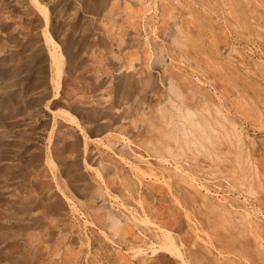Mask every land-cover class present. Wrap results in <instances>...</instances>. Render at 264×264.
Returning a JSON list of instances; mask_svg holds the SVG:
<instances>
[{"label":"rangeland","instance_id":"obj_1","mask_svg":"<svg viewBox=\"0 0 264 264\" xmlns=\"http://www.w3.org/2000/svg\"><path fill=\"white\" fill-rule=\"evenodd\" d=\"M0 264H264V0H0Z\"/></svg>","mask_w":264,"mask_h":264}]
</instances>
